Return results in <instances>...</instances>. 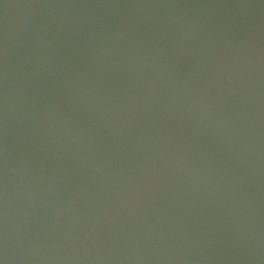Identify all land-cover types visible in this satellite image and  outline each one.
<instances>
[{
    "label": "water",
    "instance_id": "95a60500",
    "mask_svg": "<svg viewBox=\"0 0 264 264\" xmlns=\"http://www.w3.org/2000/svg\"><path fill=\"white\" fill-rule=\"evenodd\" d=\"M0 264H264V0H0Z\"/></svg>",
    "mask_w": 264,
    "mask_h": 264
}]
</instances>
